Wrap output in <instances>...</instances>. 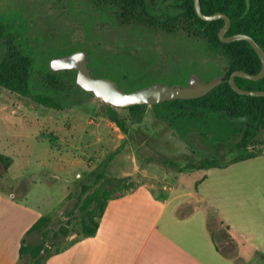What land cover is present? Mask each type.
Listing matches in <instances>:
<instances>
[{
    "label": "rangeland",
    "instance_id": "obj_1",
    "mask_svg": "<svg viewBox=\"0 0 264 264\" xmlns=\"http://www.w3.org/2000/svg\"><path fill=\"white\" fill-rule=\"evenodd\" d=\"M0 18L7 19L9 40L15 50L22 45L33 48L32 54L43 66L52 56L83 50L88 57L90 51L101 68L125 71L128 77L145 75L153 80L148 84H180L178 81L185 77L179 70L182 54L193 44L178 30L165 33L143 25L116 26L104 20L88 0H0ZM203 48L199 53L203 76L210 71L207 69L210 63L219 72L216 76L221 75L224 60L211 56L207 47ZM71 78L75 79V74ZM38 90L36 86L34 92ZM64 95L60 109L50 108L29 95L0 85V153L10 159L6 169L0 164V189L12 206L8 210L0 208V214L12 216L8 225L18 231L42 215L51 217L52 229L67 228L68 236L57 237L53 244L47 241L52 245L51 251L77 237L78 212L73 215L67 212L83 190L85 196L101 184V175L119 179L121 190L147 184L156 191L164 187L168 191L171 187L192 186L204 173L203 168L177 172L164 162L188 158L196 163L200 158L168 127L166 120L153 116L150 105H145L139 115L127 108H115L125 120L124 134L103 116L109 104L91 92L72 82ZM256 138L259 147L264 148V130ZM50 151L54 155L59 153L61 165L48 158ZM231 154L234 153L225 154L224 158H230ZM46 157L50 168L44 166L48 164ZM41 165L44 167L40 168ZM262 165L259 163L260 173ZM18 176L22 178L16 180ZM258 180L264 183L262 176ZM39 181L24 200L20 195L22 188ZM209 223L216 236L227 235L216 217L212 216ZM222 241L228 239L222 237ZM230 241L223 250L232 254L235 250L232 242H236L239 248L236 264H264V255L239 246L235 237ZM24 261L35 264L31 260L16 263Z\"/></svg>",
    "mask_w": 264,
    "mask_h": 264
},
{
    "label": "trees",
    "instance_id": "obj_2",
    "mask_svg": "<svg viewBox=\"0 0 264 264\" xmlns=\"http://www.w3.org/2000/svg\"><path fill=\"white\" fill-rule=\"evenodd\" d=\"M88 1L95 7L98 14L104 17V20L108 19L116 26L143 25L165 33H173L176 30L184 33L193 44L188 45V49L186 47L185 50L183 49L185 51L182 54L183 64L180 65L179 70L184 72L185 77L178 81L181 85L186 84L192 74L205 81V78L209 80L219 73L210 63V65L207 64V69L210 71L203 76L199 58V53L204 50L203 47H207V52L211 56L217 55L225 62L220 72L224 75L223 81L206 95L195 99H174L150 105L153 116L166 120L168 127L192 149L193 153L197 152L200 158L196 163L190 162L188 158L180 161L165 160V163L175 167L177 172H184L187 169L203 168L206 170L211 167H225L235 161L264 154V148L259 147V139L256 138L257 133L264 130V96L239 94L231 88L227 81L230 73L235 70L258 73L261 61L248 41L239 39L223 42L219 39L218 31L224 25L223 19L210 21L201 19L194 11L193 0ZM199 1L203 13L211 15L222 12L229 17L230 26L225 36L236 33L247 34L260 45L264 52V0H249L248 8L247 0ZM5 20L7 19L0 18V85L16 93L29 95L34 101L44 106L60 109L65 99V92L70 89L72 82L76 84L75 79L71 78L75 70L52 71L48 66L49 62L44 67L36 59L32 54L33 48H25L22 45L21 49L15 50L9 40L10 28ZM15 38L18 40L17 37ZM88 57V66L93 76L110 78L124 91L138 89L153 81L145 75L128 77L125 71L115 72L108 68H101L90 51H88ZM145 79L150 81H145ZM234 80L243 89L264 90V76L257 80L236 76ZM36 86H39V90L34 92ZM143 107L145 105L139 104L125 108L139 115ZM115 108L109 105L103 116L126 134L125 120ZM228 153L234 154L225 159L224 155ZM9 160L8 157L0 154V164L5 169L9 165ZM204 177L205 173L192 184V187L196 188L195 186ZM99 178L103 179L101 184L85 196H83L85 193L83 190L67 212L68 215L78 212L77 237L62 248L56 247L54 251H51L52 245L47 241L51 240L53 244L57 237H66L70 232L65 227L52 229L51 217L39 216L20 240L18 260H31L35 264H42L49 256L78 239L93 236L96 233L107 201L133 189L132 186H126L121 190L119 179H111L104 175ZM114 191L119 192L114 194ZM194 206L204 207L209 229L210 218L214 216L222 225L223 230L233 235L230 227L217 211L206 202H197L189 206L182 205L176 213L179 217H183L190 213ZM211 213H213L212 216ZM234 254L233 252L232 255Z\"/></svg>",
    "mask_w": 264,
    "mask_h": 264
},
{
    "label": "crops",
    "instance_id": "obj_3",
    "mask_svg": "<svg viewBox=\"0 0 264 264\" xmlns=\"http://www.w3.org/2000/svg\"><path fill=\"white\" fill-rule=\"evenodd\" d=\"M59 156L51 151L48 154L61 165ZM48 158L44 166L50 168ZM259 163L263 164L262 173ZM204 173L196 188L186 185L156 191L140 184L108 200L93 236L78 239L42 264H236V242H232L234 255L223 250L233 237L239 239V246L264 255V183L258 180L260 176L264 180V154L225 167H211ZM19 178L22 176L16 180ZM38 183L41 181L22 188L24 200ZM197 202L212 206L233 235L227 233L217 240L220 237L208 228L202 206H194L183 217L177 215L180 206ZM11 207L0 189V208ZM11 219L8 214H0V264H16L20 240L35 221L30 220L18 231L8 225ZM222 237L228 241H222Z\"/></svg>",
    "mask_w": 264,
    "mask_h": 264
},
{
    "label": "water",
    "instance_id": "obj_4",
    "mask_svg": "<svg viewBox=\"0 0 264 264\" xmlns=\"http://www.w3.org/2000/svg\"><path fill=\"white\" fill-rule=\"evenodd\" d=\"M249 0H247V8ZM193 7L196 15L203 20L210 21L214 19H223L224 25L218 31V37L223 42L243 39L248 41L261 61L260 71L256 74L247 73L242 70H235L230 73L227 81L231 88L244 95L264 96V90H250L239 87L234 78L236 76L246 79L257 80L264 76V52L260 45L247 34L236 33L225 36L230 26L229 17L216 12L207 15L202 12L200 1L193 0ZM49 68L52 71L73 69L75 70V83L85 91L91 92L95 97L101 99L103 103L116 108H125L132 105H154L174 99H195L206 95L218 84H220L224 75L214 76L209 80H201L197 75L192 74L184 85H169L160 82H154L131 91L122 90L117 83L107 77L93 76L89 66L87 53L83 50H76L68 54L54 56L49 60Z\"/></svg>",
    "mask_w": 264,
    "mask_h": 264
},
{
    "label": "flooded vegetation",
    "instance_id": "obj_5",
    "mask_svg": "<svg viewBox=\"0 0 264 264\" xmlns=\"http://www.w3.org/2000/svg\"><path fill=\"white\" fill-rule=\"evenodd\" d=\"M181 85V84H180Z\"/></svg>",
    "mask_w": 264,
    "mask_h": 264
}]
</instances>
